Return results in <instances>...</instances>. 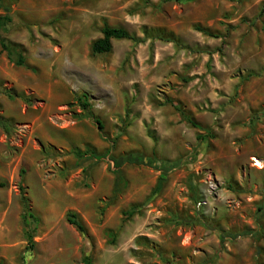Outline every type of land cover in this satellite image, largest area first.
<instances>
[{
  "label": "rangeland",
  "instance_id": "374dc122",
  "mask_svg": "<svg viewBox=\"0 0 264 264\" xmlns=\"http://www.w3.org/2000/svg\"><path fill=\"white\" fill-rule=\"evenodd\" d=\"M5 7L25 64L0 47V264H264V0ZM105 24L137 40L95 54Z\"/></svg>",
  "mask_w": 264,
  "mask_h": 264
},
{
  "label": "trees",
  "instance_id": "16d2710c",
  "mask_svg": "<svg viewBox=\"0 0 264 264\" xmlns=\"http://www.w3.org/2000/svg\"><path fill=\"white\" fill-rule=\"evenodd\" d=\"M5 13L3 15H0V47L1 50L3 52L6 53V57L7 59L17 65V66H21L23 64H25V55L22 49V46L20 44L14 43L12 41H10L8 38L4 37L2 35L1 32H5L8 29V25L9 23H11L12 21V17L9 14V8L5 7L4 8ZM200 31L211 35L207 30L202 29V28H198ZM122 38H126V39H132L134 41L137 40V38L134 36V34H132L131 32H129L126 28L121 27V26H110L108 24H105L104 27L102 28V36L95 39L92 44H91V50L93 53L97 54V53H107L110 52L112 49V39H122ZM10 96H12L11 94H9ZM75 102L76 104H78L82 111H84L85 117H90L92 118L99 131L102 133L103 131V124L101 122V120L96 117L92 112H90L88 110V95L85 93H82L80 95H75ZM177 110L180 112V114L182 115V117L187 121L193 124V126L201 128L199 126V124H197L193 117L190 115V113L185 112L184 110H182L179 106H177ZM86 111V112H85ZM0 121H3L2 118H0ZM90 153L95 154L93 150L89 149ZM24 173V171H22V174ZM116 174V178H115V185H114V191H113V195L110 198L109 202L114 201V199L117 196V193L119 192V184L121 181H125V178L123 176V174L121 173V171H119V169H117L115 171ZM22 182V181H21ZM24 186L22 184H20V192H21V200H22V204H23V208H24V217L26 218V215H28L29 217H31L34 220H37L36 216L33 214V212H31L30 206H29V202L27 197L24 194ZM135 212L134 208H132L131 210H129L128 214L132 215ZM67 221L73 226L75 227L79 232L81 233H86V227L83 224L82 220L79 218L78 214L74 211H68L67 213ZM26 235H27V241H28V249H30L33 246V230H26Z\"/></svg>",
  "mask_w": 264,
  "mask_h": 264
}]
</instances>
